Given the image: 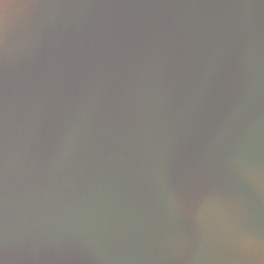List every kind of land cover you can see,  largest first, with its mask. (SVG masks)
<instances>
[{
  "label": "water",
  "instance_id": "obj_1",
  "mask_svg": "<svg viewBox=\"0 0 264 264\" xmlns=\"http://www.w3.org/2000/svg\"><path fill=\"white\" fill-rule=\"evenodd\" d=\"M0 264H264V0H4Z\"/></svg>",
  "mask_w": 264,
  "mask_h": 264
},
{
  "label": "snow or ice",
  "instance_id": "obj_2",
  "mask_svg": "<svg viewBox=\"0 0 264 264\" xmlns=\"http://www.w3.org/2000/svg\"><path fill=\"white\" fill-rule=\"evenodd\" d=\"M4 4V0H0V5H3Z\"/></svg>",
  "mask_w": 264,
  "mask_h": 264
},
{
  "label": "clouds",
  "instance_id": "obj_3",
  "mask_svg": "<svg viewBox=\"0 0 264 264\" xmlns=\"http://www.w3.org/2000/svg\"><path fill=\"white\" fill-rule=\"evenodd\" d=\"M5 7H7V5Z\"/></svg>",
  "mask_w": 264,
  "mask_h": 264
}]
</instances>
